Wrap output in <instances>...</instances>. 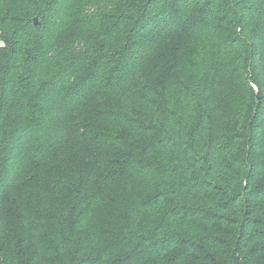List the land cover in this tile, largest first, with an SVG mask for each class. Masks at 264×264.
Returning <instances> with one entry per match:
<instances>
[{"label":"trees","instance_id":"16d2710c","mask_svg":"<svg viewBox=\"0 0 264 264\" xmlns=\"http://www.w3.org/2000/svg\"><path fill=\"white\" fill-rule=\"evenodd\" d=\"M0 264H264V0H0Z\"/></svg>","mask_w":264,"mask_h":264},{"label":"water","instance_id":"95a60500","mask_svg":"<svg viewBox=\"0 0 264 264\" xmlns=\"http://www.w3.org/2000/svg\"><path fill=\"white\" fill-rule=\"evenodd\" d=\"M33 22H34V24L36 25V24L38 23V18H37V17H34V18H33Z\"/></svg>","mask_w":264,"mask_h":264}]
</instances>
